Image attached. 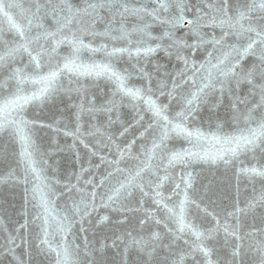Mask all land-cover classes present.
I'll list each match as a JSON object with an SVG mask.
<instances>
[{
    "label": "snow or ice",
    "instance_id": "1",
    "mask_svg": "<svg viewBox=\"0 0 264 264\" xmlns=\"http://www.w3.org/2000/svg\"><path fill=\"white\" fill-rule=\"evenodd\" d=\"M0 264H264V0H0Z\"/></svg>",
    "mask_w": 264,
    "mask_h": 264
},
{
    "label": "water",
    "instance_id": "2",
    "mask_svg": "<svg viewBox=\"0 0 264 264\" xmlns=\"http://www.w3.org/2000/svg\"><path fill=\"white\" fill-rule=\"evenodd\" d=\"M20 203V201H17V204H19Z\"/></svg>",
    "mask_w": 264,
    "mask_h": 264
}]
</instances>
